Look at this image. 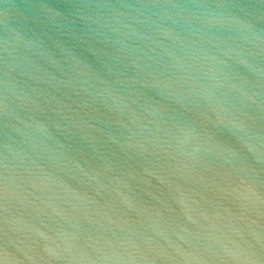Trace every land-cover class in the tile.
<instances>
[{
    "label": "water",
    "instance_id": "water-1",
    "mask_svg": "<svg viewBox=\"0 0 264 264\" xmlns=\"http://www.w3.org/2000/svg\"><path fill=\"white\" fill-rule=\"evenodd\" d=\"M0 264H264V0H0Z\"/></svg>",
    "mask_w": 264,
    "mask_h": 264
}]
</instances>
